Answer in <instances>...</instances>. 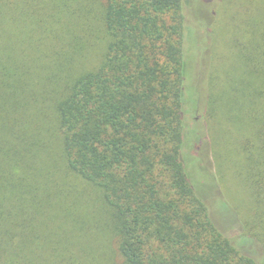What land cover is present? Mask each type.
Segmentation results:
<instances>
[{
    "label": "trees",
    "instance_id": "1",
    "mask_svg": "<svg viewBox=\"0 0 264 264\" xmlns=\"http://www.w3.org/2000/svg\"><path fill=\"white\" fill-rule=\"evenodd\" d=\"M186 5L0 0V264H261L185 162Z\"/></svg>",
    "mask_w": 264,
    "mask_h": 264
},
{
    "label": "rangeland",
    "instance_id": "2",
    "mask_svg": "<svg viewBox=\"0 0 264 264\" xmlns=\"http://www.w3.org/2000/svg\"><path fill=\"white\" fill-rule=\"evenodd\" d=\"M185 13V162L220 228L264 264V0H187Z\"/></svg>",
    "mask_w": 264,
    "mask_h": 264
}]
</instances>
